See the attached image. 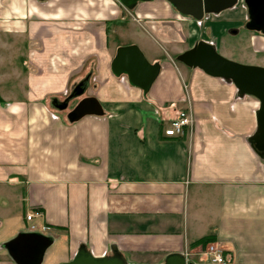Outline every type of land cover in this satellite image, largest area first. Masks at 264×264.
<instances>
[{"label":"crops","instance_id":"1","mask_svg":"<svg viewBox=\"0 0 264 264\" xmlns=\"http://www.w3.org/2000/svg\"><path fill=\"white\" fill-rule=\"evenodd\" d=\"M166 3L127 13L117 3L102 12V0H0V264H15L4 245L21 233L52 240L42 260L61 247L55 264L81 248L125 264H163L170 254L211 264L201 253L210 244L226 264H264V160L249 143L256 99L139 45L160 66L146 96L111 73L115 21L148 19L147 32L173 28L182 39L190 21ZM87 74L85 96L103 115L70 124L48 103ZM188 109L191 129L164 137ZM31 212L46 230L29 231Z\"/></svg>","mask_w":264,"mask_h":264},{"label":"water","instance_id":"2","mask_svg":"<svg viewBox=\"0 0 264 264\" xmlns=\"http://www.w3.org/2000/svg\"><path fill=\"white\" fill-rule=\"evenodd\" d=\"M44 1V0H39ZM127 11L137 4L153 0H117ZM179 15L201 21L206 15H217L232 9L238 0H164ZM247 12L244 29L264 36V0H243ZM176 61L187 68L198 69L209 77L218 78L234 86L240 97H253L258 102L255 114L256 129L249 138L255 153L264 155V67L231 61L220 55L213 44L197 41L176 57ZM115 77H125L129 86L139 89L146 96L160 72L158 62L147 61L136 45L117 48L110 65ZM91 74L85 75L62 100L52 99L55 111H64L68 104L80 99L66 114L68 123H75L85 116L100 117L103 110L95 97L84 94L90 87ZM52 240L37 233H21L4 245L15 264H41L43 254ZM62 264H125L119 254L96 258L79 249L72 259ZM163 264H192L180 254H170Z\"/></svg>","mask_w":264,"mask_h":264},{"label":"rangeland","instance_id":"3","mask_svg":"<svg viewBox=\"0 0 264 264\" xmlns=\"http://www.w3.org/2000/svg\"><path fill=\"white\" fill-rule=\"evenodd\" d=\"M102 2L103 6L105 7H103L102 12L109 10V7L113 6L114 3L119 4L117 0H102ZM132 11L126 10L127 13H133ZM246 18L247 12L244 2L243 0H239L234 8L226 10L225 12L217 15H206L199 22H193V19L184 17L183 19L190 21V24L187 26V22H182L181 40L178 38L177 33L173 28L167 30L168 34H166L164 37L160 36L161 39L155 36L152 32H147L149 31L150 24H147L145 20H151L144 18H139V24L131 21L128 23L126 20H119V23L115 21V24H113L112 27L110 25L107 26V30L108 32L110 30V40L112 41L110 42L113 44L118 43L119 47L136 43L135 45H139L143 51H145L144 49H159V52L161 53V59H170L175 63V56L187 50L197 41L208 40L209 42L211 41L215 43L216 51L220 55L231 61L246 65H257L264 67V36L258 33L246 31L243 28V25L247 21ZM212 23L216 26L209 28V25ZM127 33L128 35H126ZM252 38H254V40H252ZM111 43L110 46H108L109 48H113ZM153 45H155L157 48H154L155 46ZM113 52L114 51H110V53ZM146 52L143 54L147 61L151 62V59ZM69 91L70 90L56 99L62 101L65 98L64 95H68ZM87 92L84 95H87ZM78 100L79 99H75L71 101L67 108L62 111L63 113L57 111L62 115V118H65L64 120H66V114L70 111L73 104ZM48 106H51V103L50 105L48 103ZM33 223L37 225L36 220H33ZM29 226L30 223L27 224L28 228ZM60 249L61 247H58V245H52L49 247V249L46 251V257L42 260L41 264H55L59 258V255L62 254Z\"/></svg>","mask_w":264,"mask_h":264},{"label":"built area","instance_id":"4","mask_svg":"<svg viewBox=\"0 0 264 264\" xmlns=\"http://www.w3.org/2000/svg\"><path fill=\"white\" fill-rule=\"evenodd\" d=\"M193 124V117L191 111L185 110L178 112L176 117L172 119L168 125L163 129V135L167 138L182 137L185 135L186 129H191ZM41 216L39 212L28 213L25 217L27 222H32L36 217ZM38 230H46L45 226L40 229L36 224L31 223L29 226L30 232H37ZM202 256L211 264H226L222 249L216 244L208 245L202 252Z\"/></svg>","mask_w":264,"mask_h":264},{"label":"trees","instance_id":"5","mask_svg":"<svg viewBox=\"0 0 264 264\" xmlns=\"http://www.w3.org/2000/svg\"><path fill=\"white\" fill-rule=\"evenodd\" d=\"M176 57L177 56H175V61H176ZM177 62V61H176ZM178 63V62H177ZM180 64V63H179ZM164 136V135H163ZM165 137V136H164ZM167 138V137H166ZM258 154H260L261 155V159H263L264 160V155L263 154H261V153H258ZM212 241V237H205V238H203V239H201V240H199V241H197V243H195V245H206V244H208V243H210Z\"/></svg>","mask_w":264,"mask_h":264},{"label":"flooded vegetation","instance_id":"6","mask_svg":"<svg viewBox=\"0 0 264 264\" xmlns=\"http://www.w3.org/2000/svg\"><path fill=\"white\" fill-rule=\"evenodd\" d=\"M247 19V18H246ZM243 28H244V25H243ZM247 31V30H246ZM249 32V31H248Z\"/></svg>","mask_w":264,"mask_h":264}]
</instances>
